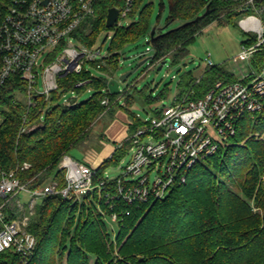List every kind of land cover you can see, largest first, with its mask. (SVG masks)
Here are the masks:
<instances>
[{
  "label": "trees",
  "instance_id": "trees-1",
  "mask_svg": "<svg viewBox=\"0 0 264 264\" xmlns=\"http://www.w3.org/2000/svg\"><path fill=\"white\" fill-rule=\"evenodd\" d=\"M11 0H0V5ZM126 0H98L89 24L79 29L80 39L92 46L102 30H113L109 56L101 64L99 73L90 76L83 70L59 78L60 87L68 89L74 82L88 76L91 81L78 88L81 95L87 88L92 94L70 105L60 103L62 93L54 91L49 100L38 98L28 107L18 98L23 91L22 81L14 76L0 91V165L5 169L19 166L23 181L30 187L42 186L48 179L66 185L65 174L58 168L63 155L84 142L95 120L116 104L126 109L134 131L143 121L131 112V107L142 99H151L136 89L114 94L109 89L123 46L141 37L149 28L153 0H133L127 26H106L108 9L125 7ZM233 3L223 0H169L167 24L181 21L170 31L156 28L152 37L150 65L169 59L176 62L188 53L191 44L210 21L222 17L235 22L240 16ZM161 7L164 2L161 0ZM212 9L205 17L194 21L206 8ZM137 15V16H136ZM135 16L138 19H135ZM89 33L86 35L87 29ZM151 34V31H150ZM151 37V35H150ZM262 57L260 52L256 53ZM101 61L97 60V67ZM226 76L224 82L239 80L221 64L206 68L196 82L187 79L183 90L194 91L199 98ZM191 84V85H189ZM123 94V104L119 98ZM108 98L109 105L102 101ZM158 114V110L154 111ZM26 121L24 122V115ZM134 122V123H133ZM28 123V124H27ZM41 123L31 130L23 128ZM222 151L198 161L187 173V182L174 186L162 199L142 204H126L124 220H119L113 233L95 202L96 191L88 193L84 202H64L60 196L49 194L37 206L29 230L37 238V246L27 261L13 250L0 252V264H264V108L246 113L237 122L236 132L226 141ZM129 141L117 146L110 157L102 161L96 173L103 174L126 151ZM25 162L28 168L22 169ZM242 192L243 196L239 194ZM60 200V204H52ZM102 206H105L103 201ZM56 205V206H55ZM114 234V238L113 237ZM117 253L107 255L106 242L113 240Z\"/></svg>",
  "mask_w": 264,
  "mask_h": 264
},
{
  "label": "built area",
  "instance_id": "built-area-1",
  "mask_svg": "<svg viewBox=\"0 0 264 264\" xmlns=\"http://www.w3.org/2000/svg\"><path fill=\"white\" fill-rule=\"evenodd\" d=\"M97 1L11 0L0 5V91L8 79L16 76L25 88L17 89L18 95L24 97L28 107L36 104L37 97L48 101L54 91L62 96L71 93L63 104L78 101L77 89L88 84L92 80L90 76L98 74L93 69L99 72L100 65L109 56L108 51L102 53L98 39L88 46L79 37L81 25L89 24L95 14ZM223 1L233 3V10L240 14L238 25L251 34L242 42L237 56L248 63L239 80L218 81L199 98H194V91L190 89L175 97L171 105L159 109L158 114L126 138L129 141L126 149L129 148L131 156L122 173L114 178H109L105 170L98 177L94 167L66 154L58 165L65 171L66 185L58 188V182L51 179L32 188L30 180L23 181L19 176V166L8 170L0 165V252L13 250L25 261L33 254L37 238L29 230L30 221L39 200L49 194L61 193L81 203L88 193L96 191L98 206L104 196H109V203L122 201L129 205L166 197L174 186L187 182L188 171L198 161L213 155L222 142L235 134L242 115L264 108V0ZM132 3L133 0H126L114 26H123L122 19L128 16ZM113 34L110 30L106 38L111 40ZM147 50L151 51L149 47ZM258 52L262 57L254 61ZM97 60L101 62L95 67ZM208 63L212 65L210 59ZM83 70L90 76L77 80L68 89L60 87V77ZM102 103L107 105L109 99L105 98ZM145 135H150L152 140L145 142ZM157 166L158 174L151 179L150 173ZM28 167L24 163L22 169ZM111 185L112 190L108 188ZM21 193L29 196L28 202L20 199ZM129 212L126 209L122 215ZM103 216L115 233L113 224L117 225L120 219L110 211L103 212Z\"/></svg>",
  "mask_w": 264,
  "mask_h": 264
},
{
  "label": "rangeland",
  "instance_id": "rangeland-1",
  "mask_svg": "<svg viewBox=\"0 0 264 264\" xmlns=\"http://www.w3.org/2000/svg\"><path fill=\"white\" fill-rule=\"evenodd\" d=\"M148 1L150 0H145L144 3H147ZM163 2L164 7L162 8L161 0H153V10L147 32L141 37H138L123 46L120 51L118 68L113 75V79L119 82V88L121 91L128 90L129 93H135L137 89L138 91H141L142 95L151 99V102L149 103H145L142 99H139V102L134 104L131 109V112L138 114L143 122L150 120L155 114V110L171 105L174 102L175 97L187 93L189 90L182 89L184 87H190L185 86L187 79L192 76L196 79L195 81L198 82L204 75L206 68L210 66L208 63L209 59L212 61V65L216 66L221 64L229 73L238 77L242 76L243 68L248 67V63L246 61H240L237 56L241 50L242 42L246 41L251 34L244 32L240 28L238 25V19L235 20V22H229L225 17L210 21L208 25L201 30V33L196 36L195 40L188 45L189 53L185 57L180 58L176 62L168 60L162 65L161 69L158 68L161 63L150 65L149 57L152 56L153 51H148L147 48H151L152 46L150 44H145V42L150 38V31L152 28L156 26V28L165 32L182 24V22L178 20L167 24L169 0H163ZM136 16L135 19H138ZM133 20V17L127 16L122 19L121 23L123 26H127ZM108 33H110V31L102 30L98 36V45L102 46V53L108 51L111 41L110 38H106ZM208 53L211 55L208 56ZM257 59L258 56L254 57L253 60L257 61ZM131 70H133V72L127 77V79L124 82L121 81V76ZM93 71L99 73L97 70L93 69ZM225 79L226 76L221 78L220 81ZM39 88H42L41 82H39ZM92 92V90L84 91L80 95L79 100L86 99L92 94ZM70 96L71 93H67L66 96L60 98L59 102L63 103L64 99H67ZM18 98L25 102L22 95H18ZM125 99L126 97L121 94L119 103L123 104ZM107 105H109V103ZM120 108L121 107L116 104L112 105L104 116H101L94 121L89 136L84 142L76 145L66 154L70 155L77 161L85 162L91 167L97 169L102 162L96 166L92 165L87 159H97L99 155L105 152L107 146L119 145V140L108 135L106 131L115 121L123 122V116L119 114ZM34 128L35 127H29L26 130ZM125 132L128 137L133 131L128 128ZM143 140L148 142L152 140V137L150 135H145L143 136ZM226 145L227 142H222L221 148L218 151L220 152L224 150ZM130 156L131 151L127 148L125 153L116 162L106 167V175L109 178H114L121 174L123 171L122 167L128 163ZM28 164L30 166V163ZM62 170L65 174L64 169ZM157 174L158 166L151 171V179H154ZM96 176L100 177L102 175L97 172ZM50 180L51 178L45 183H48ZM261 181L264 185V175L262 176ZM58 188L62 187L58 185ZM108 188L112 190L113 186L111 185ZM54 194L60 196V199L64 202L68 201L73 203L75 201L71 196H65L61 193ZM239 194L243 196L242 192H239ZM19 197L25 203L29 200V196L26 193H21ZM108 199L109 196L103 197V203L105 206H102V204L97 206L98 210L102 214L105 211H110L120 220H124L122 213L126 208V204L122 201L109 203L107 202ZM83 200L86 201L85 199ZM41 202L42 201L39 200L38 204ZM60 202V200H54L52 204H60ZM95 202L98 204L97 197L95 198ZM113 225L115 230H118L117 225L115 223ZM112 238H114V234ZM112 240L113 243L110 244V242L107 241L105 247L107 248V255L110 256V258L113 253H117L118 250V245L114 239Z\"/></svg>",
  "mask_w": 264,
  "mask_h": 264
},
{
  "label": "crops",
  "instance_id": "crops-1",
  "mask_svg": "<svg viewBox=\"0 0 264 264\" xmlns=\"http://www.w3.org/2000/svg\"><path fill=\"white\" fill-rule=\"evenodd\" d=\"M134 106V105H133ZM132 106V107H133ZM131 107V109H132ZM119 114L123 116V122L121 121H115L113 125L107 129L108 135L112 136L115 139H118V142H123L127 135H126V130L129 128V123L131 120L130 115L128 111L123 109L122 107L119 110ZM116 142V141H115ZM119 143V144H120ZM117 146L111 145L107 146L105 152L103 154L99 155L97 159H87L92 165H99L103 160L106 158L110 157L111 154L114 152Z\"/></svg>",
  "mask_w": 264,
  "mask_h": 264
},
{
  "label": "water",
  "instance_id": "water-1",
  "mask_svg": "<svg viewBox=\"0 0 264 264\" xmlns=\"http://www.w3.org/2000/svg\"><path fill=\"white\" fill-rule=\"evenodd\" d=\"M212 11V9H210L209 7L206 8L205 12L199 16H197L194 21H198L199 19L205 17L206 15L210 14ZM119 14H120V8L117 7V6H112L108 9V13H107V19H106V26L107 27H113L115 25V22L117 21L118 17H119ZM171 30V29H170ZM168 30V31H170ZM167 31V32H168ZM156 32V26H154L151 30V37L145 42V44L149 45L151 43V40H152V37L154 36ZM169 59H166V60H163L161 62V65L158 67L159 69H161L162 65L168 61ZM145 61V60H144ZM143 61V62H144ZM142 63V62H141ZM133 72V70L123 74L121 76V81H125L127 79V77ZM109 89L112 93L114 94H117L119 91H120V88H119V82L117 80H114L112 79L110 82H109Z\"/></svg>",
  "mask_w": 264,
  "mask_h": 264
}]
</instances>
